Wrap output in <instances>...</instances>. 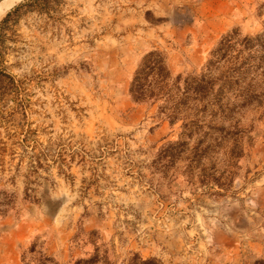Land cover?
<instances>
[{
    "label": "rangeland",
    "instance_id": "obj_1",
    "mask_svg": "<svg viewBox=\"0 0 264 264\" xmlns=\"http://www.w3.org/2000/svg\"><path fill=\"white\" fill-rule=\"evenodd\" d=\"M154 50L171 101L134 102ZM1 52L0 264H264V0H49Z\"/></svg>",
    "mask_w": 264,
    "mask_h": 264
},
{
    "label": "trees",
    "instance_id": "obj_2",
    "mask_svg": "<svg viewBox=\"0 0 264 264\" xmlns=\"http://www.w3.org/2000/svg\"><path fill=\"white\" fill-rule=\"evenodd\" d=\"M47 4L49 0H22L16 6L11 8L4 17L0 20V88L7 89L14 85L13 78L7 74L1 67L2 52H1V32L2 27L8 22V19L12 14H16L22 7L35 6L38 3ZM232 34V33H231ZM231 34H226L223 36L216 45L215 49L211 51L209 59L206 61L205 69L212 64L213 60L217 57H222L228 52L230 48H234L235 45H239L237 39L231 36ZM257 38H246L242 39L243 42L248 43L255 41ZM244 48L245 45H241ZM230 63V61H227ZM168 77L169 73L164 65V58L162 54L157 51H150L145 54L138 62L135 71L132 74L129 93L134 102L146 103L148 105L154 104L159 99L168 103L171 101L168 91ZM204 81L202 79H191L190 81L184 80L185 91H190L195 95L201 94L204 89ZM184 91V90H183ZM184 91V92H185ZM197 100V99H194ZM172 119V117H167ZM47 157L46 153L40 152L33 154L32 158L44 160ZM60 160V159H59ZM33 168V167H32ZM34 169V168H33ZM32 169V170H33ZM31 170V171H32ZM27 196V195H25ZM8 208V203L0 204V214L6 213ZM21 264H53V261L48 257L43 250L36 245V243L31 244L25 251H22L20 255ZM150 261H139L138 264H149Z\"/></svg>",
    "mask_w": 264,
    "mask_h": 264
},
{
    "label": "bare ground",
    "instance_id": "obj_3",
    "mask_svg": "<svg viewBox=\"0 0 264 264\" xmlns=\"http://www.w3.org/2000/svg\"><path fill=\"white\" fill-rule=\"evenodd\" d=\"M2 1V0H1ZM20 0H5L0 4V17L2 14Z\"/></svg>",
    "mask_w": 264,
    "mask_h": 264
},
{
    "label": "water",
    "instance_id": "obj_4",
    "mask_svg": "<svg viewBox=\"0 0 264 264\" xmlns=\"http://www.w3.org/2000/svg\"><path fill=\"white\" fill-rule=\"evenodd\" d=\"M20 1H21V0H20ZM20 1H19V2H20ZM17 3H18V2H17ZM17 3H16V4H17ZM16 4H14L12 7H14ZM12 7H11V8H12Z\"/></svg>",
    "mask_w": 264,
    "mask_h": 264
}]
</instances>
